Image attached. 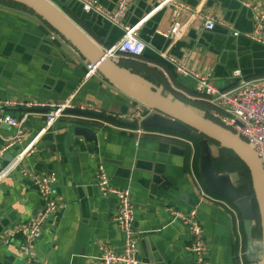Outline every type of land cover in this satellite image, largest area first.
<instances>
[{"label":"crops","instance_id":"crops-1","mask_svg":"<svg viewBox=\"0 0 264 264\" xmlns=\"http://www.w3.org/2000/svg\"><path fill=\"white\" fill-rule=\"evenodd\" d=\"M49 1L101 48H108L105 42L117 38V30L97 15L82 19L72 11L75 5L66 8L55 0ZM94 1L107 12H114L118 4V0ZM263 1L244 0L248 4ZM181 2L198 15L190 18L188 13L181 14L172 37L169 31L174 10L168 7L150 14L157 0H132L122 22L132 26L148 15L138 31L146 46L165 52L164 57L188 56L189 65L198 72H213L214 83L220 89L235 84L237 79L229 75L235 71L246 80L264 78V48L244 38L230 37L228 27L241 35L253 28L252 15L242 10L237 0ZM209 10L223 23L211 32L202 29L200 19ZM121 60L115 63L122 71L184 104L162 85L134 72V65L121 63ZM130 61L156 68L163 74L167 86L185 97L186 91L194 92L192 80L176 75L174 81L169 79L163 67L146 55ZM87 64L88 61L38 15L11 3H0V100L68 103L128 121L135 101L100 74L86 79ZM5 112L16 119L27 115L19 149H11L4 155L6 165V158L21 153L38 135L44 125L42 114L45 111L25 108L5 109ZM77 124L93 130L97 142L74 140L70 144L72 126ZM134 128L97 117L65 113L39 137L34 152L20 160V169L0 180V264H26L20 251L24 235L16 234L15 229L32 221L43 207L37 188L30 178L21 175V169L56 177L53 189L58 209L46 222L36 244L35 264H97L104 246L119 253L123 235L113 221L117 203L112 198L101 197L94 180L100 165L113 186L131 193L134 227L139 234L137 254L144 264H195L185 250L189 242L185 226L181 221H174L165 208L182 213L197 210L207 242L209 264H247L244 256L249 264H261L259 242H253L249 249L247 241L244 252L245 232L241 219L228 209L227 201L214 197L203 185L197 147L184 138L156 130L138 136L132 133ZM14 135L15 131L9 126L0 127V148ZM209 150L215 173L229 175L242 190L245 182L238 170L240 167L221 168L225 165L221 153L231 151L211 143Z\"/></svg>","mask_w":264,"mask_h":264},{"label":"built area","instance_id":"built-area-1","mask_svg":"<svg viewBox=\"0 0 264 264\" xmlns=\"http://www.w3.org/2000/svg\"><path fill=\"white\" fill-rule=\"evenodd\" d=\"M78 3L84 13L95 14L103 20L109 22L112 26L119 27L124 32L122 39L112 47L100 48L106 54V57L115 62L121 59L137 60L142 57L146 44L140 39L138 31L143 20L136 26L130 28L121 24L122 18L126 14L132 0H118L117 8L114 12H107L94 0H72ZM242 5L251 12L253 20L252 32L243 34L246 39L264 46V1ZM172 8L173 26L169 34L171 37L175 33L177 20L183 13H188L190 18L198 15L195 10L181 0H157L153 11L164 8ZM202 20V29L207 32L213 31L216 25L223 23L217 21L213 11L209 10L200 17ZM226 27V26H225ZM233 32L234 37H239L238 32ZM98 46V45H97ZM164 57V56H162ZM168 63L173 66L175 74L184 79H190L195 84L194 98L192 100H202L212 107L210 115L225 129L240 137L256 153L261 168L264 172V78L246 80L241 77L239 71L232 73V78L237 79L235 84L228 89H220L214 83L212 71L198 72L188 63V56L182 59L174 57H164ZM97 66L87 64L86 79L97 76ZM47 109L42 114L44 125L38 135L30 142L21 153L18 152L13 159L6 165L3 163L4 155L12 149L13 146H19L24 136L23 126L27 115L20 119L14 118L6 110L10 109ZM68 109L89 110L87 108H77L71 104L44 103L37 100L27 102H12L0 100V124H6L15 131V135L10 137L5 145L0 148V180L8 173L20 169V160L34 152L39 137L50 130L55 122L65 116ZM133 111L129 115L128 121L135 125L138 136L149 133L146 129L140 127L141 122L154 112L149 107L134 102ZM21 175L30 178L31 182L37 188L40 199L43 202L42 209L36 214L35 218L16 228V234L24 235V242L21 246V253L25 256L26 264L36 263L35 247L42 236L43 229L48 219L56 212L58 205L54 199V184L56 177L54 174L38 175L30 173L25 169L20 170ZM96 186L99 188L101 197L112 198L117 203V211L113 221L123 235V245L119 253L109 247H102L100 259L97 264H144L138 257L137 244L138 232L134 227L135 207L132 203L131 193L127 189L113 186L106 175L104 168L100 165L94 177ZM204 195V194H203ZM228 209L237 211L229 205ZM174 221H181L185 226L189 242L185 247L186 252L194 258L195 264H209L207 258V242L205 241L203 229L197 217V210H191L182 213L173 208H165ZM240 218V217H239Z\"/></svg>","mask_w":264,"mask_h":264},{"label":"water","instance_id":"water-1","mask_svg":"<svg viewBox=\"0 0 264 264\" xmlns=\"http://www.w3.org/2000/svg\"><path fill=\"white\" fill-rule=\"evenodd\" d=\"M5 1L19 4L20 6L38 15L55 32L67 40L69 44L88 61L89 64L97 66V72L101 76L107 79L111 84L135 102L141 103L153 110L154 113L141 122L140 127L142 129L163 130L192 138L197 143L199 151L198 170L203 185L211 195L224 199L237 211L243 223L245 236L248 241H251L252 231L256 224V216L251 200L244 191L240 190L233 183L229 175H218L215 173L209 153V141H213L221 147L231 151L243 163L248 170L252 192L258 208L261 232V239L259 241L261 249L260 257L261 264H264V172L256 153L250 148V146H248V144H246L240 137L225 129L221 125L206 119L204 114H200L195 109L162 95L160 92L144 83H141L130 74L122 71L115 61L108 59L102 49L49 0ZM56 1L66 8H71V6L75 5V8L72 11H76L77 16L82 19H87L91 15L96 16L94 14L84 13L82 7L72 0ZM237 2L242 10L247 11L251 16V12L242 5L244 0H237ZM96 17L111 25L102 18L98 16ZM138 23L128 27L132 28ZM121 24L126 26L122 21ZM112 29L117 30L118 36L111 42H105V45L108 48L117 44L124 36L123 30L119 27L112 26ZM251 32L252 30L249 33ZM229 34L232 39H246L241 34L239 37H234L232 31H230ZM246 40L257 44L256 42H252L248 39ZM257 45L262 46L260 44ZM262 47L264 48V46ZM164 53L165 52L161 53L154 51L150 46H147L142 56L146 55L153 61L165 65L174 75H176L173 66L168 63L164 57H162ZM229 75L231 78L232 73ZM43 111H47V109H44ZM66 113H72L85 117H97L111 122L133 126L131 122L124 119L108 116L91 110L68 109L66 110ZM5 126L6 124H0L1 128ZM61 138L62 136H58V139ZM68 139L70 144H72L74 140H82L93 143L97 142L96 135L93 130L78 124L72 126V131ZM17 149H19V146L17 145L12 147V150ZM12 159L13 156H9V158H6L5 160L10 162ZM21 264L25 263L21 262Z\"/></svg>","mask_w":264,"mask_h":264},{"label":"trees","instance_id":"trees-1","mask_svg":"<svg viewBox=\"0 0 264 264\" xmlns=\"http://www.w3.org/2000/svg\"><path fill=\"white\" fill-rule=\"evenodd\" d=\"M0 3H11L17 7H22L19 4L9 2V1H5V0H0ZM121 63H126V64L130 63V64L134 65L135 68H132L134 72L138 73L141 76H145L148 81H150L156 85H162L165 88V90L168 91V93L171 92V94L173 96H176L177 98L181 99L186 106L189 105V107H193L194 109L197 108V109L201 110L202 112H204V116L206 117V119L211 120L214 123L220 125L210 115V112L212 110V107L210 105H208L206 102H204L202 100L188 99L187 97L183 96L182 94H180L174 90H171L167 86V84L165 83L163 74L159 71L161 73L160 74L156 68H151V67H148V66L143 65V64L135 63V61L125 60V59L121 60ZM156 64L163 67V69L168 74L169 79H172L174 81V78H175L174 74L165 65L158 63V62ZM185 93H187L188 95H193V97H196V96H194L195 94L193 91H186ZM132 127H135V125H133ZM146 130L152 131L154 129H146ZM156 131H160L163 133L179 136L181 138H184V139L190 141L191 143H193L197 147V143L190 137H186V136L178 134V133H173V132H168V131H163V130H156ZM209 143H211L213 145H218L217 143H215L213 141H209ZM197 149H198V147H197ZM224 152L225 151H223V153H221V155H220V158L224 159L223 163H225L224 167H221V168H227V169L236 168V169H238L240 167V169H238V170H240L242 172V174L244 175V177L247 180V181L245 180V183L243 184L241 189H242V191H244L247 194L248 198L251 200L252 206L254 208L255 216H256V221H255L256 224H255V227L253 228V231H252V240L248 241V240H246V237L244 236V248H245L244 252L246 253L247 241H248V248L250 249L253 242L260 241V239H261L258 208H257V204H256V201L254 198V194L252 192L251 180H250V176H249L247 168L243 165V163L232 152H228V151L225 153ZM213 166H214V164H213ZM216 198H218V197H216ZM219 199H221V198H219ZM222 200H224V199H222ZM244 260H245V263L249 264V261L247 260L246 256H244Z\"/></svg>","mask_w":264,"mask_h":264},{"label":"rangeland","instance_id":"rangeland-1","mask_svg":"<svg viewBox=\"0 0 264 264\" xmlns=\"http://www.w3.org/2000/svg\"><path fill=\"white\" fill-rule=\"evenodd\" d=\"M55 1H56V0H55ZM128 60H129V59H128ZM186 97H187V98H194V97H191L190 95H186ZM191 100H192V99H191ZM136 130H137V129L134 128V129L132 130V133H134V132L136 133ZM135 133H134V134H135ZM136 135H137V134H136ZM241 177H242V176H241ZM245 179H246L245 177H242V180H243L244 182H245ZM258 242H259V241H256V243H258Z\"/></svg>","mask_w":264,"mask_h":264}]
</instances>
